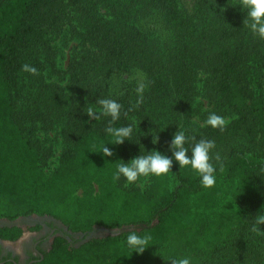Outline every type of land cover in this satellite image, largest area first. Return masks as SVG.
Instances as JSON below:
<instances>
[{"label":"trees","instance_id":"1","mask_svg":"<svg viewBox=\"0 0 264 264\" xmlns=\"http://www.w3.org/2000/svg\"><path fill=\"white\" fill-rule=\"evenodd\" d=\"M64 32L77 44L62 68ZM59 126L66 145L47 171L37 131ZM131 151L151 171L145 190L122 179ZM263 209L264 7L0 0V219L142 226L59 235L30 264H252ZM23 232L0 226L2 239Z\"/></svg>","mask_w":264,"mask_h":264},{"label":"rangeland","instance_id":"2","mask_svg":"<svg viewBox=\"0 0 264 264\" xmlns=\"http://www.w3.org/2000/svg\"><path fill=\"white\" fill-rule=\"evenodd\" d=\"M259 6L264 7V0H254ZM77 35L73 34L70 35V33L64 32L62 35H60L57 39V45H60V51L57 55V65L59 67L65 68L68 65V62L71 57V53L73 48L77 44ZM197 100H199L203 104L204 109H208V101L201 96H198ZM198 119L202 125L206 123V119L203 117V115H199L197 118L195 117L194 120ZM228 120V118H225ZM58 125V124H56ZM38 138L50 149V153L52 155L46 159L45 162V170L52 171L59 162V156L62 151V149L65 147V140L63 136L61 135V128L56 127L55 129H52L51 131L41 130L37 131ZM127 161V168L125 173L122 175V179L125 183V185L132 186L135 185L139 187L141 190H145L148 188L150 184V176L151 171L148 168H139L136 160L135 155L131 151L126 156ZM262 213V215H261ZM260 213V221L261 223H258V230H259V236L257 237L255 244L257 247L255 248L256 253L254 252L251 257H249V260L253 258L252 264H264V209L261 210ZM33 219V216L30 217ZM24 217L21 218L19 221V224L25 222ZM27 222V221H26ZM25 222V223H26ZM29 222V221H28ZM257 227V223L255 225ZM96 234H99V231L93 232ZM43 234H46L44 232H37L34 230H27L24 233V236L18 240V241H12V242H5L8 245L12 246L16 251L23 252V239H26L28 241L36 240L40 237H42Z\"/></svg>","mask_w":264,"mask_h":264},{"label":"flooded vegetation","instance_id":"3","mask_svg":"<svg viewBox=\"0 0 264 264\" xmlns=\"http://www.w3.org/2000/svg\"><path fill=\"white\" fill-rule=\"evenodd\" d=\"M32 216L33 219L30 218ZM24 218L25 220L23 221L27 222L19 224L23 227L24 232L19 239L14 241L20 240L27 230L44 232L46 234H43L42 237L33 241L23 239L24 248L22 253L16 251L12 246L7 244L8 242H12L11 240L0 238V264H30L35 261L38 256H42L44 251L49 250L52 247L55 238L59 235L66 236L71 243L76 241L83 242L86 241L91 232H97L103 228H108L95 225L93 229L89 231L73 232L61 220L49 215H31ZM38 225H40L39 228H34ZM93 237L95 236H92V238Z\"/></svg>","mask_w":264,"mask_h":264},{"label":"water","instance_id":"4","mask_svg":"<svg viewBox=\"0 0 264 264\" xmlns=\"http://www.w3.org/2000/svg\"><path fill=\"white\" fill-rule=\"evenodd\" d=\"M22 217L16 219V220H8V219H1L0 220V226L3 225H15L18 224L19 225V221L21 220ZM142 228V226H123L120 228H103L102 230L99 231V234L93 233L91 232L88 236V238L86 239L89 240L92 238V236H101V237H106V236H110V235H117L123 231H127V230H133V229H138L140 230Z\"/></svg>","mask_w":264,"mask_h":264}]
</instances>
